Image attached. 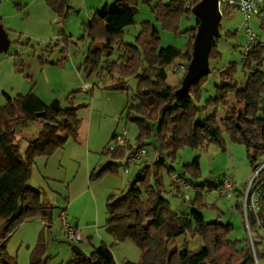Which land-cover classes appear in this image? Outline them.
<instances>
[{"label": "trees", "instance_id": "1", "mask_svg": "<svg viewBox=\"0 0 264 264\" xmlns=\"http://www.w3.org/2000/svg\"><path fill=\"white\" fill-rule=\"evenodd\" d=\"M49 1L52 8L62 15H66L71 7L66 9L64 4L61 6L53 0ZM141 1L151 0H115L114 8L105 3L94 10L87 30L91 39L86 58L87 74L106 72L116 81L112 87L119 89L127 88L126 81L130 74L138 77V91L134 95L138 103L127 106L128 116L133 114L134 108L153 119L163 151L151 162L143 159L139 162V165L142 161L144 163L139 170L140 175H136L140 185L134 183L129 189L109 195L106 229L115 241L132 239L142 248L139 262L124 261L122 264H224L215 259L223 246L230 247L236 254L243 253L244 264H261L260 259L264 258V167L253 183L256 187L263 181L258 209H251L250 196L248 199L247 225L251 237L248 234L245 240L240 241L228 237L229 225L205 219L199 208L201 192L197 193L196 199L190 198L196 206L189 210L177 212L170 207L165 195L164 173H168L171 179L170 186L181 192L184 198L183 190L173 178L176 173L187 176L166 162L163 153L169 152L170 157L176 159L177 151L183 145L197 147L216 142L225 146L221 134L222 123L234 141L245 144L251 164L255 167L259 165L255 164V160L259 154H264V44L258 41L247 51L244 50L242 76L238 74L235 63L218 69L221 84L217 86L215 97L207 99V105L215 110L206 112L202 118V107L198 101L202 94V80L207 74L193 83L185 94L177 93L181 85L167 82V65L180 57L188 63L191 60L198 19L186 50L172 44L160 46L159 28L149 22L143 25L135 42L129 43L124 40L125 28L136 23L137 4ZM154 10L165 27L177 30L180 15L184 11H192V6H187L184 0H169L166 3L159 0ZM117 50L121 53L117 54L116 60H111ZM219 55L214 39L210 59ZM42 62L56 63L48 60ZM36 119L42 120V127L28 141L22 153L17 141L20 128ZM133 119L140 121L142 135L151 134L152 128L144 119ZM0 121L5 126L0 130V264H18L16 257L8 251L12 232L30 217H51L50 206L42 201L41 190L29 184L31 167L37 156L49 155L55 148L64 146L69 137H76L81 121L76 110L60 105L54 109L32 90L8 99L0 107ZM120 135L113 133L112 144L107 149H112L114 160L106 164L102 162L93 168L91 180L117 173L124 164L120 158L125 159L137 149L147 150L141 138L133 144L129 140L120 141ZM189 166L192 173L199 174L198 157ZM195 187L202 189L203 185ZM240 205L238 202L239 208ZM240 210L244 212L243 201ZM188 233L199 235L204 244L191 247ZM178 238L184 240L183 245L170 249V241ZM43 253V245L39 242L32 251L31 264H46ZM69 264H116V261L109 245L102 243L95 246L90 255L82 250L76 252L75 259ZM225 264H233L231 258L225 260Z\"/></svg>", "mask_w": 264, "mask_h": 264}, {"label": "rangeland", "instance_id": "2", "mask_svg": "<svg viewBox=\"0 0 264 264\" xmlns=\"http://www.w3.org/2000/svg\"><path fill=\"white\" fill-rule=\"evenodd\" d=\"M28 1L30 0L0 2L1 22L11 38L9 48L0 53V59L6 56L16 58V67L24 76L25 84L20 88L23 94L32 90L44 97L42 99L49 104L58 99L61 107L76 110L81 122L76 137H69L64 146L55 148L49 155H39L35 158L30 170L29 184L41 190L42 201L50 206L51 217L46 219L37 215L23 220L9 237L8 251L16 257L18 264H31L32 251L41 242L46 264H69L76 257L73 245L79 247L84 254L90 255L95 246L107 243L116 264H122L124 261L139 262L142 258V248L132 239L115 241L106 229V222L109 195L129 189L134 183L140 185L136 175L144 166L143 161L139 166L131 164L129 172L120 167L117 173L90 179L94 166L114 160L112 149H107L112 144V135L115 132L133 144L141 138L147 145L143 160L151 162L160 151L163 152L157 137L155 121L134 108L133 114L128 116L127 106L138 103L134 99L138 91V77L130 74L126 81L127 88L119 89L112 87L116 81L108 73L87 74L86 71V58L91 46L87 30L93 12L103 7L105 3H108L110 8L116 7L115 0H53L55 4L61 6L64 4L66 9L71 6L66 15L55 11L52 6L49 11L46 9V3H43L45 1L37 0L32 5H28ZM158 1H141L137 4L136 23L125 28L124 40L129 41L131 35L136 39L143 25L149 22L159 28L160 46L172 44L186 50L189 47L192 28L197 25L196 15L193 11H184L179 18V28L169 29L157 18L154 6ZM161 1L166 3L169 0ZM247 26L264 43V11L252 15L248 23L245 15L238 10L221 14L220 35L215 37L216 49L220 55L218 58L210 59L212 70L202 80V94L198 101L202 107L200 114L202 118L206 112L215 110L213 106L207 105V99L215 97L217 86L221 84L218 69L235 63L238 74L242 76V56L248 43ZM63 47L64 51L61 50ZM119 53L121 51L117 50L110 59L116 60ZM43 60L56 63L67 61L68 65L73 64L80 70L82 82L73 85L48 82L40 69L45 64ZM182 63L187 67L188 61L183 57L167 65L168 83L181 85L186 72L180 69ZM17 96L18 93L15 94L13 88L4 90L0 85V107L4 106L8 99ZM133 117L144 119L152 128L151 134L142 135L140 121ZM220 125L225 146L216 142L197 147L187 144L178 149L176 159H172L169 152L163 154L166 162L175 167L177 172H185L187 178L194 184L190 191L193 200L197 198L195 186L203 185L199 208L205 219L218 220L229 225L228 237L243 241L250 229L247 225L245 198L257 167L251 164L245 144L234 141L224 125L222 123ZM41 127L42 120L36 119L20 128L17 141L20 143L22 153L28 141L37 135ZM4 128L0 121V130ZM86 132H95L94 136L98 132L94 148L91 143L80 141V134L84 135ZM197 157L200 170L199 174L195 175L189 165ZM123 159L120 158L122 162ZM263 160L264 154H259L255 164H260ZM97 180H103V183L100 184ZM170 180L168 173H164L165 195L169 199L170 207L177 212L195 207V203L185 199L181 192L170 186ZM224 181H229L233 185L230 196L220 194V187ZM242 201L244 212L240 210ZM238 202L241 204L240 208L237 206ZM63 209L67 218L62 216ZM67 221L80 230L81 240L71 241L66 236ZM187 237L191 247L197 248L204 244L199 235L188 233ZM183 243L182 238L171 240L170 249L180 247ZM242 255L243 253L236 254L230 247L223 246L215 259L225 264V260L231 258L233 264H244ZM260 263L264 264V258L260 259Z\"/></svg>", "mask_w": 264, "mask_h": 264}, {"label": "built area", "instance_id": "3", "mask_svg": "<svg viewBox=\"0 0 264 264\" xmlns=\"http://www.w3.org/2000/svg\"><path fill=\"white\" fill-rule=\"evenodd\" d=\"M187 3V6H194L198 1L200 0H184ZM218 8L221 14L224 13H230L233 10H238L246 17V23L249 22V18L252 15L260 14L264 11V0H218ZM246 32L248 34V43L245 46L244 50L247 51L250 46L253 43H257L260 41L258 39L257 34L249 27H246ZM262 44H264L262 42ZM180 69L187 70V67L185 64H180ZM120 141H126V139L123 137V135L119 136ZM147 150L146 148L137 149L134 153L131 155H127L124 159V164L122 168L125 170V172H129L130 168L129 166L131 164H134L136 166H139V162L143 159L145 156ZM264 167V160L257 166V170L255 171L252 179L250 180V184L247 189L246 198H245V212L248 213V199L250 196V208L253 210L258 209L259 206V194L262 190V184L258 186H253L254 180L258 174V172L261 170V168ZM175 184L181 187V189L184 192L185 198L190 199L192 195L190 194V191L193 188L192 183L184 176L179 173H176L173 178ZM233 188V185L229 181H224L222 186L220 187V194L221 195H231V189ZM196 193H200L201 189L195 188ZM62 216L66 218V211L62 210ZM247 223H248V216H247ZM66 236L71 241H77L82 239V234L80 230L73 226L70 222H66Z\"/></svg>", "mask_w": 264, "mask_h": 264}, {"label": "water", "instance_id": "4", "mask_svg": "<svg viewBox=\"0 0 264 264\" xmlns=\"http://www.w3.org/2000/svg\"><path fill=\"white\" fill-rule=\"evenodd\" d=\"M192 11L198 19L197 31L192 46V57L187 65L186 73L182 79L181 86L177 93L185 94L189 92L190 86L198 81L203 75L211 71L210 51L213 40L220 35L219 22L221 13L218 8V0H200L193 7ZM11 38L8 31L0 21V53L9 48ZM54 109L59 108V100L50 103ZM140 171L137 172V176ZM251 236V232L249 230ZM73 250L80 252L81 249L73 245Z\"/></svg>", "mask_w": 264, "mask_h": 264}, {"label": "crops", "instance_id": "5", "mask_svg": "<svg viewBox=\"0 0 264 264\" xmlns=\"http://www.w3.org/2000/svg\"><path fill=\"white\" fill-rule=\"evenodd\" d=\"M37 0H30L28 1V5L29 4H34ZM45 1L43 3H46V9H49L50 11V1L49 0H42ZM40 5V4H39ZM44 5V4H43ZM127 33V32H126ZM9 34V33H8ZM128 38V37H127ZM135 41V37L134 35H131V39H129V43H132ZM16 58H14L13 56H6L4 58L0 59V78H1V88H3L4 90H8V88H13V92H15V94H19L22 93L20 90L21 87L24 86V79L22 76V74L20 73V71L17 69L16 67ZM185 64V63H182ZM41 71L44 72L48 82H62L63 84L66 85H73V84H77L78 82H82L83 76L80 73V70L78 68H76L73 64L68 65L67 61H59L58 63H45L41 68ZM56 93V90L54 91ZM54 93V94H55ZM39 97H41V95H38ZM44 98V97H41ZM44 100V99H43ZM46 101V100H44ZM86 132L84 135L81 133L79 136V139L81 142H88L91 143L92 148H94L97 144V138H98V132ZM82 143V144H83ZM94 163H92L93 166ZM96 166H94L93 168H95ZM110 177V176H108ZM99 181L100 184L103 183V180H97V182ZM202 190V189H201ZM68 198V196H67ZM67 218V215H66Z\"/></svg>", "mask_w": 264, "mask_h": 264}]
</instances>
